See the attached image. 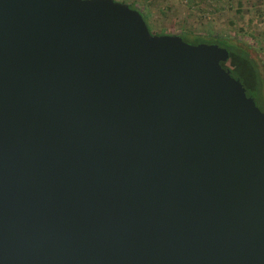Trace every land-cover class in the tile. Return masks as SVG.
<instances>
[{"label":"water","instance_id":"95a60500","mask_svg":"<svg viewBox=\"0 0 264 264\" xmlns=\"http://www.w3.org/2000/svg\"><path fill=\"white\" fill-rule=\"evenodd\" d=\"M228 58L115 0H0V264H264Z\"/></svg>","mask_w":264,"mask_h":264},{"label":"rangeland","instance_id":"374dc122","mask_svg":"<svg viewBox=\"0 0 264 264\" xmlns=\"http://www.w3.org/2000/svg\"><path fill=\"white\" fill-rule=\"evenodd\" d=\"M115 1L143 13L152 34L225 37L248 50L263 79L264 105V0Z\"/></svg>","mask_w":264,"mask_h":264},{"label":"trees","instance_id":"16d2710c","mask_svg":"<svg viewBox=\"0 0 264 264\" xmlns=\"http://www.w3.org/2000/svg\"><path fill=\"white\" fill-rule=\"evenodd\" d=\"M129 7L132 8V6L130 5ZM140 14L143 16V19L146 22L143 13L140 12ZM146 25L148 26L147 22ZM178 36H180L183 41L193 45L206 43L216 44L221 48H225L229 53V58L226 63H229L232 68H227L226 63H222L221 66L224 69L229 70L231 76L241 82L242 86L245 88L247 96L253 98L256 106L264 113V105L260 103V96L263 88V79L261 77L258 65L254 61L252 56H250V52L248 50L242 49L240 46L228 42L225 37H205L199 35ZM240 67H242V70L240 69Z\"/></svg>","mask_w":264,"mask_h":264},{"label":"flooded vegetation","instance_id":"af4514ba","mask_svg":"<svg viewBox=\"0 0 264 264\" xmlns=\"http://www.w3.org/2000/svg\"><path fill=\"white\" fill-rule=\"evenodd\" d=\"M249 97V96H248Z\"/></svg>","mask_w":264,"mask_h":264}]
</instances>
